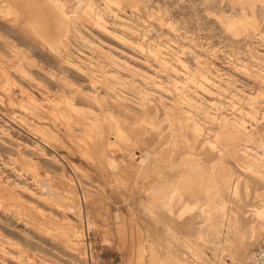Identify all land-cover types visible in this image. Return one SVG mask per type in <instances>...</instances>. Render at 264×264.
<instances>
[{"label": "rangeland", "instance_id": "obj_1", "mask_svg": "<svg viewBox=\"0 0 264 264\" xmlns=\"http://www.w3.org/2000/svg\"><path fill=\"white\" fill-rule=\"evenodd\" d=\"M263 205L264 0H0V264H249Z\"/></svg>", "mask_w": 264, "mask_h": 264}, {"label": "built area", "instance_id": "obj_2", "mask_svg": "<svg viewBox=\"0 0 264 264\" xmlns=\"http://www.w3.org/2000/svg\"><path fill=\"white\" fill-rule=\"evenodd\" d=\"M84 246L86 249V257H88L90 262H93V258L95 255V251H94L95 243L92 240L88 226L86 227ZM249 264H264V245L256 249V251L254 252V254L250 259Z\"/></svg>", "mask_w": 264, "mask_h": 264}, {"label": "bare ground", "instance_id": "obj_3", "mask_svg": "<svg viewBox=\"0 0 264 264\" xmlns=\"http://www.w3.org/2000/svg\"><path fill=\"white\" fill-rule=\"evenodd\" d=\"M65 2H66V1H65ZM80 2H82V1H80ZM68 16H69V15H68ZM258 215L264 217V205H263L261 208L258 209Z\"/></svg>", "mask_w": 264, "mask_h": 264}, {"label": "water", "instance_id": "obj_4", "mask_svg": "<svg viewBox=\"0 0 264 264\" xmlns=\"http://www.w3.org/2000/svg\"><path fill=\"white\" fill-rule=\"evenodd\" d=\"M116 264H118V263H116Z\"/></svg>", "mask_w": 264, "mask_h": 264}]
</instances>
